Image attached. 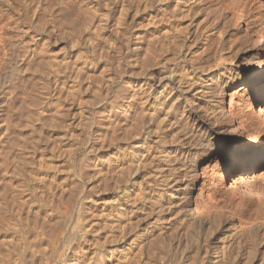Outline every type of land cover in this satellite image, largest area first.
<instances>
[{
	"label": "rangeland",
	"instance_id": "obj_1",
	"mask_svg": "<svg viewBox=\"0 0 264 264\" xmlns=\"http://www.w3.org/2000/svg\"><path fill=\"white\" fill-rule=\"evenodd\" d=\"M11 1L8 10L0 8V54L7 52L0 73V264H188L178 238L191 236L196 226L190 215L211 182L232 209L210 217L207 233L213 235L227 222L220 238L237 237L264 254V227L246 231L238 220V215L256 217L264 211V0H151L128 18L132 37L116 33V15L98 0H43L36 20L22 2ZM216 4L223 5L225 15ZM126 7L130 15L136 11ZM223 32L229 60L216 52ZM171 39L182 52H167ZM151 44H163L166 53L140 67L145 52H154L148 50ZM248 44L250 52L247 47L239 51ZM112 47L122 54L109 52ZM119 59L113 85L124 92L96 99L99 108L77 119L79 96L91 95L94 82ZM223 64L238 72L223 101L234 131L217 136L233 145L227 159L214 148L187 173L177 160L176 144H167V138L151 161L141 135L123 134L144 108L139 98L149 84L157 96L166 76L178 83L191 78L190 68L204 76ZM104 102L113 105V112H103ZM32 108L37 114L29 119ZM194 120L207 121V114L196 108L188 118L180 112L171 123L188 131ZM71 140L75 155L83 158L73 168L64 151ZM122 158L124 165L138 161L139 169L113 184L107 168ZM157 159L177 168V182L169 190L159 185L160 193L150 195L140 188ZM153 226L159 229L144 237ZM86 239H97L99 250L86 253Z\"/></svg>",
	"mask_w": 264,
	"mask_h": 264
},
{
	"label": "bare ground",
	"instance_id": "obj_2",
	"mask_svg": "<svg viewBox=\"0 0 264 264\" xmlns=\"http://www.w3.org/2000/svg\"><path fill=\"white\" fill-rule=\"evenodd\" d=\"M181 1L185 2L184 0ZM17 2H22L24 6L30 10L31 20H36L39 18L40 11L43 7V0H18ZM98 2L102 3V6L105 7L106 11L112 14V16L116 15V33L121 37H132L134 32L130 31V29L129 32H127V27L129 25L128 18H132L134 15H136L138 10L144 9L151 2V0H98ZM10 3H12L11 0H0V8H6L8 10L10 8ZM128 4L132 5L136 10L132 15L128 14V9L126 7ZM216 6L217 12L225 15L223 5L219 6L218 4H216ZM86 16V12H83V17L85 18ZM188 27L189 26L187 25L183 28L182 35H187ZM224 35L225 33L223 32L221 36L217 37L215 47L219 58H225L226 60H229L226 52H229L230 46L226 47L228 41H223L222 37ZM133 45L134 48L138 47L135 42ZM176 47V41L174 39L169 40L166 47L167 52L170 51V49L174 50L175 52L183 51L180 48L177 49ZM150 48H154V52H145V59L140 62V67L142 66L146 68V66H149L150 63L156 61V57L162 56L164 53H166L164 52L166 48L163 44H160L158 47L154 44H151L149 45L148 50H150ZM244 48H246V53L252 50V47L250 46V44H248L246 46L242 45L239 51L244 52ZM157 50L161 52H158ZM109 52H120V55L122 54L120 49L118 51H115V48L113 47L110 48ZM245 55L246 54L243 53V55H240V57L244 58ZM6 56L7 52H2V54H0V73L3 69V64L5 63L4 59ZM121 59L115 62L116 66L113 68L114 70H108L103 76L100 77L101 80L99 82L94 80L95 88H92L93 92L91 93V95H89L88 93L89 96L86 95L87 97L79 96V104L81 107L78 105L80 108L77 119H82L85 110L91 113L94 112L95 108L96 110L97 108H99L95 101L96 99L101 98L102 101H105L106 96L110 93L112 94L118 91L122 94L124 92L122 88L120 89L118 87L119 85L117 87L113 85L116 76L115 72L121 65ZM189 72L192 75L191 78L188 80L183 79L184 81L182 80L184 83L186 82V86L182 85L181 78L179 79L180 81L176 83V81L174 80V76H166V78L164 79V84H162V90L157 96L153 95L154 92L151 91L152 84H149V87L144 91L145 95H141V97L139 98V104H143L142 106L145 109L143 108L141 112H139L140 114L138 113L139 116L135 115V121L131 122L130 125L126 126V128H124L122 131L123 134L127 137H129L128 135H130L131 137L137 136L138 134L141 135V143L143 145V149H148L147 152L151 151V154L153 155L151 161L156 159L155 154L157 146L163 145V140L167 138V144L175 143L178 150L177 160L182 166L186 168L187 173L194 172L201 159L207 156L212 149L216 148V143L219 142L217 137L219 134H229L234 131L232 121L229 120L227 115L225 114L223 101L225 98V94L227 95V91L233 85V79L238 74L234 67L224 64L220 65L216 70L211 71L208 73V75L204 76L200 74L197 75L192 68H190ZM187 92H191V96H188L186 94ZM229 95L231 99L232 94L229 93ZM112 97L113 96H111L110 98ZM167 105L169 107L168 109H165ZM112 106H110L108 102L107 104L105 103L104 105H102L100 108L103 110V112H113ZM196 108L202 109L205 114H207V121H192L191 129L188 131H184L187 128L179 130L177 126L179 124L171 123V119L180 114V112L182 114L185 112L186 118H188L192 113H194ZM159 111L163 112V117H161V119L157 117V112ZM28 113V118L33 119L35 117L34 115L36 113V109L32 108V110H28ZM126 118L128 117L126 116ZM70 142L73 141H69V144H71ZM66 143L65 145H67ZM67 146L68 147H66V150L64 149L66 153V161L69 165L72 166V168L77 165L79 166L83 158L78 159V156L75 155L76 149L73 146L76 145L73 144L72 146L71 144ZM124 162V158L118 159L114 163L110 164L108 168L106 167L108 169V179L109 181L111 180L113 184L121 183L124 177H127V175L130 176L133 172H136L139 169L138 161L136 163L134 162V164H132V162L130 164L129 162V165L128 163H125L126 165H124ZM155 162V171L152 174L150 171L149 174L151 175L150 177H148L149 180L146 181V186H144V188H140L142 191H146L150 195H153L154 193H160L156 191L157 188H159V185L167 186V190H169L172 188L173 183L177 182V168L173 166H163L162 159H157V161ZM210 185V191L202 201V204L200 206L196 205L192 211V214L190 215L192 216L193 222L196 226L195 229L192 230L191 236L186 238L185 236L181 235V237L178 238V243H183V246H185L187 250V256L185 258L186 262H188V264H194L195 262H211L213 260L214 264H264V254H260L259 251L255 248L244 246V243L237 237L231 236L229 238H220V234L224 232L225 229H227H224L227 222L224 223L223 228L220 231H217L213 235H209L207 233L204 227L205 223L210 217L222 216L229 209H232L230 202L220 197L218 187L213 182H211ZM189 187L192 190V188H194V185H191ZM73 188L75 189L76 186H73ZM72 190L73 189L69 188L68 193H70ZM82 190L84 189H81L80 191ZM188 192H190V190ZM260 214L261 216L257 214L256 217H253L252 215L251 217L250 215L247 217H245V215H238V220L243 223L244 230L257 231L258 229L264 227V211ZM130 221L131 220H127V223L129 222V224H131ZM73 228L74 227L72 226V228L69 229L68 235H70L71 233L73 234ZM158 229L159 227L157 226H153L151 227V229L147 228V231L145 230L146 232L143 235L146 238L150 237ZM97 239H94V241H92L91 239H86L85 244L82 247L83 250L86 253L91 251H93V253L97 252V249L99 248V246H97ZM185 242L186 244H184ZM54 243L56 244V242ZM217 243H219L220 248L217 247ZM62 246L63 245H61V247ZM44 261L46 260L44 259Z\"/></svg>",
	"mask_w": 264,
	"mask_h": 264
},
{
	"label": "snow or ice",
	"instance_id": "obj_3",
	"mask_svg": "<svg viewBox=\"0 0 264 264\" xmlns=\"http://www.w3.org/2000/svg\"><path fill=\"white\" fill-rule=\"evenodd\" d=\"M215 150L221 156L222 160H224L233 152V145L228 141H219L216 143Z\"/></svg>",
	"mask_w": 264,
	"mask_h": 264
}]
</instances>
